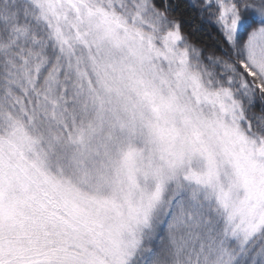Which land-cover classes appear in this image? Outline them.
Wrapping results in <instances>:
<instances>
[{"label":"snow or ice","instance_id":"1","mask_svg":"<svg viewBox=\"0 0 264 264\" xmlns=\"http://www.w3.org/2000/svg\"><path fill=\"white\" fill-rule=\"evenodd\" d=\"M0 264H264V0H0Z\"/></svg>","mask_w":264,"mask_h":264}]
</instances>
